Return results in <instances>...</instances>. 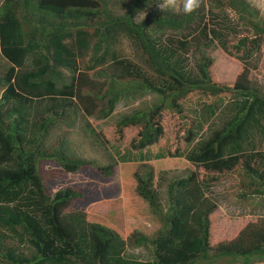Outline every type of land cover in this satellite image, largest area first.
<instances>
[{"label":"trees","instance_id":"trees-1","mask_svg":"<svg viewBox=\"0 0 264 264\" xmlns=\"http://www.w3.org/2000/svg\"><path fill=\"white\" fill-rule=\"evenodd\" d=\"M156 1L0 0V57L5 64L0 75V228L29 250L25 257L1 242L0 233V261L264 262V220L248 221L232 238L214 242L210 216L216 206L201 192L204 184L236 178L239 199H264V153L249 141L251 133L264 132V94L252 87L254 66L249 62L263 44L264 25L243 0H208L206 22L200 10L191 15L156 11L134 21ZM227 13H232L233 21ZM219 21L233 22L237 29L224 33ZM119 37L130 40L154 76H145L137 64L113 51ZM213 42L219 50L211 56L204 49ZM87 51V66L80 71L79 59ZM192 51L196 57L190 66L186 56ZM225 56L240 67L232 79L217 81L216 63ZM99 64L102 67L94 71ZM89 70L102 79L100 84L89 79ZM144 93L159 100L145 111L121 117L107 129V139L96 133L98 139L110 147L123 144L122 154L113 148L122 163L147 159L145 152L161 148L168 157H183L194 170L187 168L170 179L159 201L152 191L153 174L145 164L122 166L121 175L129 174L135 195L158 225L150 236L132 232L124 237L111 221L72 210L83 200L81 192L72 187L51 192L44 176L46 164L56 165L63 174L87 166L102 176L112 167L77 158L65 137L54 145L48 137L57 125L72 128L75 112L104 120L119 99ZM224 97L235 99L232 113L204 142L186 150L200 127L194 109L189 108L187 115V101ZM83 126L94 134L87 123ZM171 138L174 141L169 142ZM135 249L142 254H134Z\"/></svg>","mask_w":264,"mask_h":264},{"label":"rangeland","instance_id":"rangeland-1","mask_svg":"<svg viewBox=\"0 0 264 264\" xmlns=\"http://www.w3.org/2000/svg\"><path fill=\"white\" fill-rule=\"evenodd\" d=\"M243 1L248 5L251 12H253L254 19L264 25V12L255 6L256 0ZM160 2L161 0H158L149 4L142 12L135 15L134 21H140L150 13L160 11L158 7V3ZM207 7L208 0H203L199 10L203 14L205 22L208 18ZM167 13L177 14L172 11H167ZM227 16L233 21L232 13H227ZM218 25L221 30H224V33H231L232 28L234 30L237 29L233 22L226 23L219 21ZM216 47V44L213 42L209 49L204 50H209V54L212 56L214 51L219 50ZM113 51L118 56L127 58L132 63L137 64L145 76H154L144 67L137 51L128 38L119 37L117 43L113 46ZM220 52L223 55L222 51ZM88 56L89 51L85 52L83 57L79 59L78 69L80 71H83L84 67L87 66ZM195 57L194 51L186 56L190 66L193 65ZM214 58L216 60V55H214ZM233 60L227 56L225 58L219 57V61L216 63L217 81L223 80L224 78L232 79L236 69L240 67V64H237V61ZM249 62L254 66L250 69V82L252 83V87L260 94H264V41L258 51L252 52ZM4 65V61L0 57V75L3 72L2 67ZM100 66L101 64L97 65L94 71L99 70L102 67ZM94 71L89 70L86 73L89 79L100 84L102 79L94 77ZM63 73L67 76L66 72ZM158 100V96L149 93H144L142 96L137 95L121 98L114 104L111 115L104 120H96L92 117L84 118L80 112H75L76 120L72 128L57 125L48 137L51 145L56 144L59 139L65 137V140L69 143L71 150L74 152L73 154L77 158L91 161L99 167H112L107 176H102L98 171L87 166L82 167V169L77 170L73 174H63L56 165L46 164L44 170L49 171L53 178H48L47 172H45L44 176L51 185V192L65 187H72L81 192L83 200L75 203L72 206V210L84 212L88 217L93 219L111 221L119 228L121 235L124 237L132 232L150 236L157 230L158 225L156 220L150 215L145 202L135 195L134 182L129 174L125 173L121 175V167L124 165L145 164L143 166L149 168L153 174L152 191L159 201L164 197V189L170 179L183 175L184 170H187V168L194 170V167L192 164L187 163L183 157H168L161 148H154L145 152V155L149 156L147 159L122 163L117 158L113 148L117 149L118 154H122L124 145L120 144V146L115 145L110 147L112 144L106 145L101 143L96 133L103 134L107 139V129L114 125L121 117L145 111ZM234 101L235 99L233 97H224L222 100L215 98L203 100L191 98L187 101V115H190L188 113L189 108L194 109L200 127L199 129L195 128V137L192 143L187 147L185 144L182 146H185L186 150L190 148L189 150L191 151L194 144L204 142L209 132L219 128L228 118L229 114L232 113ZM198 114L199 118H197ZM84 123L88 124L94 134H91L84 128ZM171 141H174V138H171L169 142ZM249 141L252 146L254 145L255 150L264 153V132L251 133ZM155 154H160L161 156L154 158L153 155ZM235 180L236 178L221 179L216 183L201 186L203 197L216 206L215 211L210 216L212 240L214 242L232 238L235 232L248 221H255L257 219L264 220V199L256 197H248L243 200L239 199L238 194L240 191L236 189ZM0 233L4 234L1 242L4 241L7 246H14L25 257L29 255L28 247L25 244L16 245L15 238H13V235L8 230L0 228ZM133 253L142 254L139 249H135ZM0 264L8 263L0 261ZM256 264H264V262Z\"/></svg>","mask_w":264,"mask_h":264},{"label":"clouds","instance_id":"clouds-1","mask_svg":"<svg viewBox=\"0 0 264 264\" xmlns=\"http://www.w3.org/2000/svg\"><path fill=\"white\" fill-rule=\"evenodd\" d=\"M202 3L203 0H161L158 7L162 12L172 11L177 14L191 15L201 8ZM255 6L264 12V0H256Z\"/></svg>","mask_w":264,"mask_h":264}]
</instances>
